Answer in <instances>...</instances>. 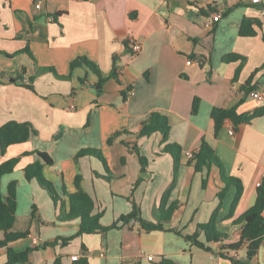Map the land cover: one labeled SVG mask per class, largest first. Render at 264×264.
I'll return each instance as SVG.
<instances>
[{
  "label": "crops",
  "instance_id": "obj_1",
  "mask_svg": "<svg viewBox=\"0 0 264 264\" xmlns=\"http://www.w3.org/2000/svg\"><path fill=\"white\" fill-rule=\"evenodd\" d=\"M209 5L218 11L200 15L199 9ZM216 13L222 18L212 22ZM245 18L259 22L253 26L255 36H240ZM130 37L142 45L137 55L127 45ZM26 48L33 58L16 55ZM232 54L239 58L225 63L223 58ZM77 58L94 62L105 75L112 73L117 58L122 85L110 80L98 95V79L91 71L71 72ZM45 68L71 79L60 80ZM17 77L26 84L33 78L34 90L11 81ZM84 78L87 85L81 84ZM129 87L132 93L124 99ZM253 91L264 93V0H0V126L16 121L29 123L33 130L29 141L10 146L4 155L0 151V165L21 157L15 172L2 178L1 189L6 195L9 184L17 182L12 231L30 232L9 247L16 252L36 248L29 263L18 264H54L58 258L62 264H155L163 258L174 264H233L217 255L220 245L213 246L212 254L183 236L200 232L205 241L198 227L221 205L217 229L230 236L225 244L234 243L239 228L234 222L256 203L257 184L264 180V115L237 132L227 120L217 136L211 117L214 108L238 106L240 113L249 114L264 108L250 97ZM197 99L199 110L193 114ZM154 112L168 117L171 130L166 143L161 133L137 139L147 159L143 172L123 141L135 142L134 134ZM122 130L130 135L109 145L112 135ZM203 140L215 150L225 176L243 185L233 218L228 215L236 187L229 188L220 204L218 195L226 187L221 169L212 166L209 173H197L188 164L187 153L197 151ZM167 144H178L183 157L167 207L174 201L180 205L164 232L145 233L132 222L80 236L81 220H61V205L51 201L37 179L25 176L27 166L43 163L36 152L46 153L53 165H44L43 176L53 183L61 204L76 190L74 181L81 175V188L93 199V215L102 227L129 214L131 199L140 205L144 219L157 222L174 176V159L164 152ZM83 149L100 150L106 165L95 156L76 159ZM4 239L0 231V241ZM53 242L55 246H45ZM246 250L228 256L244 259ZM7 262L8 247H0V264ZM249 264H264V245Z\"/></svg>",
  "mask_w": 264,
  "mask_h": 264
},
{
  "label": "trees",
  "instance_id": "obj_2",
  "mask_svg": "<svg viewBox=\"0 0 264 264\" xmlns=\"http://www.w3.org/2000/svg\"><path fill=\"white\" fill-rule=\"evenodd\" d=\"M218 11V8L214 6H207L204 9H199V14L202 16H209L212 13ZM228 13V10L227 12ZM254 24H259L258 21L245 18L242 22L240 29V36L251 37L256 35V30L254 29ZM30 54L29 48H26L16 55L19 54ZM32 57V56H31ZM33 58V57H32ZM239 58V56L232 54L227 55L223 58L225 63L234 62ZM78 68H86L88 71H91L98 79L97 81V93L101 95L104 92V87L106 83L110 80H115L118 84L122 85L120 82L119 68L117 66V58L114 59L113 71L109 75H105L101 72L100 68L94 63L89 61L87 58H77L70 64L71 72ZM47 72H53L55 76L60 80H70L71 76H62L56 73L54 69L45 68ZM87 71V72H88ZM11 81L15 84L23 85L28 89L34 90L33 82L34 79L31 78L29 83H23L22 78H12ZM88 79H81L82 85H87ZM132 93V89L129 87L126 92H123L124 99ZM199 110V100H195L193 105V114L198 113ZM264 115V108H259L252 114L249 113H240L239 107H234L231 109L225 108H214L211 114L212 119L215 123V135L217 136L223 128L225 121L230 120L234 125V130L237 132L243 125H248L252 121ZM171 126L167 116L162 115L158 112H154L150 117L142 124L140 131L135 135V142H125L123 144L127 146L132 153L137 155L139 158L143 172L146 171L147 159L143 157L140 153V150L137 145V139L143 137H151L154 134L161 133L163 135V142L168 141L169 132ZM33 135V130L29 123H19L16 121H11L3 126H0V151L4 155L7 149L16 144H23L31 138ZM124 135H130L127 130L119 131L112 135L108 140L109 145L114 143L118 138ZM164 152L171 154L174 159V176L171 186L166 190L162 201L161 206L158 209V221L153 222L146 220L142 217V211L140 205L131 199L132 210L129 214L123 215L116 221L112 226L104 228L99 223L98 216L93 215L94 210V201L93 199L81 188L82 176L78 175L75 178L74 185L76 190L70 194H67V201H62L61 204V215L60 219L63 221H72L75 219H80V231L78 235L82 236L84 234H95L100 231H109L110 229H117L123 225H130L132 222H135L139 225L141 231L145 233L153 232H164L167 231L165 228V223L171 221L174 212L179 208V202L174 201L168 207L169 199L171 197L172 191L176 187V183L179 176V171L181 167V158L183 157L182 148L178 144H167L164 148ZM41 161L30 164L25 168V176L27 180L37 179L39 183L45 188L54 202L59 200V196L55 190V187L52 182L46 180L43 176L44 165L52 166L53 161L50 156L43 152H36ZM27 155V154H26ZM85 156H95L99 158L102 162L105 163V159L102 156V153L98 149H83L81 150L76 159ZM21 157L13 158L5 161L0 165V231L5 233V239L0 241V247H8V262L7 264H18V263H29L32 253L36 248H28L22 252H16L14 249L9 247L11 243H14L20 239L26 238L30 232H19L15 233L12 231L13 226L16 220L17 214V182L12 181L7 190V194L4 195L1 189L2 178L6 175H10L15 172V169L20 161ZM188 164L193 166L195 172L203 173L205 170L209 173V170L212 166H217L221 169L222 180L225 183L226 187L223 188L218 197L220 199V204L224 200V197L230 187H236L237 193L232 203L230 213L228 218H233L237 207L241 201L243 195V185L240 180L226 177L223 172V167L218 160V157L215 153V150L212 146L206 141L203 140L199 149L193 152V157L188 159ZM209 183L208 176L203 180V187L206 188ZM221 205L214 212L211 220L206 224H200L199 229L205 236V241L200 240L201 233L197 232L193 235L183 236L188 242H190L195 247L212 253H215L213 248L214 245H220L221 252L217 255L220 257L228 258L233 262V264H249V262L255 258L264 245V180L261 186L259 187L258 196L256 199L255 205L244 214V216L234 222L235 226L239 228L235 231V238L237 241L234 243L225 244V242L230 241V236L226 233L220 232L217 229V219L220 212ZM173 232L181 235V232L172 230ZM70 240V239H69ZM69 240L65 241L68 242ZM57 242L45 244V246H55ZM246 247V256L244 259H235L234 257H229L230 252H237ZM54 264H62L60 258H58ZM80 264H88L87 260H83ZM155 264H174L168 259H161L160 262Z\"/></svg>",
  "mask_w": 264,
  "mask_h": 264
},
{
  "label": "built area",
  "instance_id": "obj_3",
  "mask_svg": "<svg viewBox=\"0 0 264 264\" xmlns=\"http://www.w3.org/2000/svg\"><path fill=\"white\" fill-rule=\"evenodd\" d=\"M251 1L254 4H258V3L262 2V0H251ZM41 7H42L41 3L37 4V8L38 9H41ZM221 18H222V15L219 14V13H216L213 16L212 22H218ZM206 25L210 26V23H207ZM127 45L129 47V49L131 50V53L133 55H137V54H139L142 51V45L139 42H137L133 37L128 38ZM192 63L193 62H191V61L188 62V64H192ZM250 97L252 99H254L259 104L264 103V93L263 92L253 91V92L250 93ZM187 157H188V159H191L193 157V153H187ZM260 186H261V183H258L257 187H260ZM33 243L34 244L38 243L37 238L33 239ZM71 259L73 261H78L79 257L78 256H73ZM148 260L152 261L153 257H148Z\"/></svg>",
  "mask_w": 264,
  "mask_h": 264
},
{
  "label": "rangeland",
  "instance_id": "obj_4",
  "mask_svg": "<svg viewBox=\"0 0 264 264\" xmlns=\"http://www.w3.org/2000/svg\"><path fill=\"white\" fill-rule=\"evenodd\" d=\"M45 189V188H44ZM46 190V189H45ZM48 192V191H47ZM48 194H49V192H48ZM58 194V196H59V200L57 201V202H54L55 204H58V205H61V201H60V194L59 193H57ZM49 196H50V194H49ZM51 197V196H50ZM51 199V201H54L53 199H52V197L50 198ZM149 263V262H148ZM150 264V263H149Z\"/></svg>",
  "mask_w": 264,
  "mask_h": 264
},
{
  "label": "water",
  "instance_id": "obj_5",
  "mask_svg": "<svg viewBox=\"0 0 264 264\" xmlns=\"http://www.w3.org/2000/svg\"><path fill=\"white\" fill-rule=\"evenodd\" d=\"M93 87V86H92Z\"/></svg>",
  "mask_w": 264,
  "mask_h": 264
}]
</instances>
